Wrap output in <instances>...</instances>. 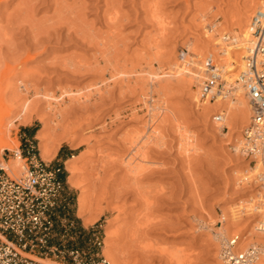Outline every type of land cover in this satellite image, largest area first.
I'll list each match as a JSON object with an SVG mask.
<instances>
[{"label": "rangeland", "instance_id": "1", "mask_svg": "<svg viewBox=\"0 0 264 264\" xmlns=\"http://www.w3.org/2000/svg\"><path fill=\"white\" fill-rule=\"evenodd\" d=\"M258 1L0 0L2 129L18 150L29 144L40 159L36 137L47 124L44 142L69 151L45 162L62 166L66 182L64 157L81 154L71 162L81 186L66 183L72 205L59 215L53 243L105 259L107 239L121 264H227L220 256L223 238L239 236L233 252L264 246V232L256 230L260 207L249 208L261 191L255 176L242 185L252 166L235 150L246 126H226V119L224 132V125L216 128L218 94L213 101L194 97L196 84L186 85L176 72L206 35L232 34L226 28L243 12L250 23ZM235 85L224 86L228 100L239 96ZM25 103L36 111L26 143ZM152 128L157 133L150 136ZM140 135L145 138L133 148ZM13 152L0 147L5 168ZM129 159L143 167L134 185ZM80 193L97 216L88 226L77 217Z\"/></svg>", "mask_w": 264, "mask_h": 264}, {"label": "built area", "instance_id": "2", "mask_svg": "<svg viewBox=\"0 0 264 264\" xmlns=\"http://www.w3.org/2000/svg\"><path fill=\"white\" fill-rule=\"evenodd\" d=\"M249 24L250 45L237 83L252 112L249 124L242 130L238 150L249 165L257 167L255 178L264 199V5L254 10ZM204 67L207 70L198 88L200 98L213 101L217 92L228 96L229 89L224 88L212 57L206 58ZM224 119L223 112L212 115L217 124ZM226 129L224 125L221 131ZM13 158L20 159L17 174L0 163V264H45L38 258L68 260L69 264H108L102 256L86 259L79 250L66 252L61 244L53 243L59 215L71 208L73 200L62 176L63 167L34 155L23 156L21 150L14 151ZM261 206L264 208V201ZM258 224L264 229V215ZM236 240H221L220 256L227 264H253L264 256V246L255 244L245 251L233 252Z\"/></svg>", "mask_w": 264, "mask_h": 264}, {"label": "bare ground", "instance_id": "3", "mask_svg": "<svg viewBox=\"0 0 264 264\" xmlns=\"http://www.w3.org/2000/svg\"><path fill=\"white\" fill-rule=\"evenodd\" d=\"M262 5H264V0H259L257 7H260ZM241 12H243V11H241ZM240 14L241 15H239L233 21L230 19L231 22L228 25V27L226 28V29L229 30L228 32L232 33V34H230L231 36L228 35V34H224V35L221 36V38H218L215 33L209 31V32H211V34L206 35V39L207 40H206L205 43H202L201 44V46H200L201 48H199L197 45L195 47L192 46L190 48V52L193 54L194 57L193 58L191 57V59L189 61H185L183 59V63H184V64L182 63L183 64V67H181V68L179 67L180 68L179 69L180 71L179 70H177V71L175 70L176 72H178L177 73L178 74L177 76L182 77L183 78L182 80L187 82V83H185L186 85L187 84H191V83H193V85H194V83L196 84L197 90H194L195 91L194 97H195L196 94L198 93V86H200L199 84L202 81L201 79L203 78V75H204V73H206V70H207L204 67L205 66V62H206V58L202 62V60H203L202 59V56H204L205 52H208L207 55L209 57H212L215 60V63L217 64V66L219 67L220 72H219L218 76H219L221 82L225 86H231L234 83L236 84L233 87H236L237 91L239 92V96H237V98L229 99L228 100V96H227L226 92H224L223 94L220 93V92H217L216 93V94H218V96L215 98V100H216V102H218V104H219L218 106L220 108V111L223 112L224 118H225L224 119V123L217 124L216 125V128L222 127L225 124V121L227 122V120H228V122H227V125L226 126H231V125H233V124H235V123H237L239 121L241 122V123L239 122L240 125L243 124V126H247L249 124L247 118H248V116L250 117L251 112H252L251 111V106H250L249 102L246 101L247 100L246 99L247 97H246V94L243 92L242 86L237 83V80H240L239 73L241 72V70L243 68V61H244V57L246 55V50H247V48L250 45V39H251V35L250 34L252 32V29H251L250 24L248 22L250 13L249 14H246L245 12H243V13H240ZM196 47H198V48H196ZM184 57H185V55H184ZM181 58H182V56H181ZM188 63H190L189 66L187 65ZM202 63H204V65ZM175 71H174V73H175ZM241 94H244V96H242ZM76 97H78V96H76ZM197 98H196V102L198 101ZM206 100H207V98H206ZM29 104H31V103H25L23 105V108H22V111H21L25 115L24 119H21V120H23V122L22 121L21 122L23 124H25V125L29 124L32 121V118H34L33 116L36 113L35 108L32 107L31 105L29 106ZM49 111L51 112V114H53L54 111H58V109H56V108H52V109L49 108ZM50 126H51V124H50ZM47 129H48V125L45 124V123L42 124V128L38 132L37 137H36L40 141V145H39V158H40V160H42L44 162L51 160L52 157L54 156V154L57 151V145H54L53 143H45L44 142V137L45 136H44L43 132H44V130H47ZM7 130L2 129V126L0 125V147L1 148H6V149H9V150L17 151L18 150V141L16 139H14V138L13 139L10 138V134L7 132ZM9 130H11V129H9ZM151 131H152L151 132L152 134L150 136H153V135H155L157 133L155 130H153V128H152ZM233 131H235V130H233ZM142 138H145L144 135H140V136L136 137V139H134V140L131 141V143H130V144H132L131 146L133 148H134V146L136 147V145L138 144V142H141ZM183 145L186 148L185 143H183ZM235 150H236V153L239 152L238 146L235 147ZM136 152H138V151H136ZM133 153H135V152H133ZM133 153L131 152V156H132ZM80 155L81 154L79 153L76 156H74L72 158H69V159H67L65 161V163H66V169H67V171L70 174L68 176V178H67V183L71 187L76 188V189H79L81 185H79V183L75 179L76 170H75V167L73 166V164L71 162L74 159L79 158ZM128 158H130V157H128ZM114 160H113V164L116 162V159H114ZM141 160H143V157L139 159L140 162H142ZM118 161H117V163H119ZM125 161H124L125 167H127V169L129 170V172L134 175L133 176L131 174L132 175V177L130 176L131 180L133 178H135V177L138 179L137 176L140 175L141 173L144 175V173L142 172L143 167H142V165L140 166V163H137V161H135V162L134 161H130V159L127 160L126 162ZM144 161H146V159H144ZM19 164H20V159L13 158L11 161H9L7 167L9 168V170L11 172H13L14 174H17L18 173V165ZM116 166L119 167L117 164H116ZM256 170H257V167H251L248 175H245L244 174L245 177L243 176L244 178L243 177H242L243 179L241 178L242 179V181H241L242 185L248 184V183H250V182L253 181L254 176L256 175ZM136 182H139V181H136ZM134 183L135 182L133 181V185H134ZM81 193L78 194V197L76 199L77 200V217L82 220L83 226H88V225H90L91 223H93L96 220L97 216H93L92 215L91 210H90V208L88 206L87 200H86L85 196H83V194H81ZM259 194H260V192H259ZM260 199L261 198H259V200H257L258 202H256L255 204L253 203L254 205L253 206L251 205L249 208L252 207V210L254 208L256 210L257 207H260V209L259 208L258 209H259V211H261L262 215H264V210H262V206H261L262 200L260 201ZM247 211L249 212V210L246 209V212ZM243 212H245V211H243ZM237 216H239L238 218L240 219V215H237ZM234 218H236V216H234ZM239 219L236 218L235 220H239ZM235 222H237V221H235ZM256 230H258L260 232H264V229L260 228L259 226H258V229H256ZM261 234H264V233H261ZM238 237H237V239H238ZM212 238L214 240H218L219 236H213ZM109 245H110V242H109V240L106 239L105 242H104V252H103V254L105 256V259H106L107 263L108 264H121L119 262L117 256L114 255L112 253V251L109 249ZM38 260L43 261V259H39V258H38ZM168 263L169 262H167V264ZM56 264H59V263H56ZM253 264H264V258L258 257Z\"/></svg>", "mask_w": 264, "mask_h": 264}, {"label": "crops", "instance_id": "4", "mask_svg": "<svg viewBox=\"0 0 264 264\" xmlns=\"http://www.w3.org/2000/svg\"><path fill=\"white\" fill-rule=\"evenodd\" d=\"M32 132H33L32 124H28V125L24 126V133H23V136H24L25 138H24L23 141H24L25 143L28 142L29 139H32V138H33V136H32ZM24 146L30 147L29 144H27V145L24 144ZM65 149H67L66 151H69V148H64L63 146H60V147L57 149L55 156L63 155V152H64ZM22 152H23V151H22ZM68 157H69V155H66L64 158L69 159ZM67 159H66V160H67ZM56 161L58 162L59 160H56Z\"/></svg>", "mask_w": 264, "mask_h": 264}, {"label": "trees", "instance_id": "5", "mask_svg": "<svg viewBox=\"0 0 264 264\" xmlns=\"http://www.w3.org/2000/svg\"><path fill=\"white\" fill-rule=\"evenodd\" d=\"M32 136H33V132H32ZM31 155H35V151L32 148H27L25 151H23V156H31ZM64 173V171L62 172V174Z\"/></svg>", "mask_w": 264, "mask_h": 264}]
</instances>
